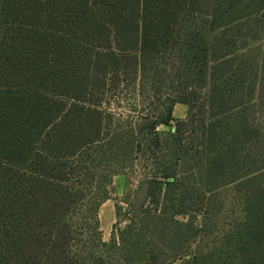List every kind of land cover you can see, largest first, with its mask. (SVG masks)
Listing matches in <instances>:
<instances>
[{
	"label": "trees",
	"instance_id": "16d2710c",
	"mask_svg": "<svg viewBox=\"0 0 264 264\" xmlns=\"http://www.w3.org/2000/svg\"><path fill=\"white\" fill-rule=\"evenodd\" d=\"M0 264H264V0H0Z\"/></svg>",
	"mask_w": 264,
	"mask_h": 264
},
{
	"label": "rangeland",
	"instance_id": "374dc122",
	"mask_svg": "<svg viewBox=\"0 0 264 264\" xmlns=\"http://www.w3.org/2000/svg\"><path fill=\"white\" fill-rule=\"evenodd\" d=\"M123 108H126V105H123ZM188 113V107L185 104H178L175 106L174 109V118L175 121H181L185 120L187 117ZM160 132L163 133H168L171 131L170 127L167 126H160L158 128ZM137 178V177H136ZM133 177L131 180H128L125 176L123 175H117L113 178L112 181V189H111V194H110V199H108L100 208L98 218H99V228H100V234L101 238L104 242H109L112 233L115 230L114 227L117 224V215H116V205L119 203L121 206V222H125L126 216L128 214L127 211V205L122 203V198L124 197L126 191L128 189L136 190L138 186V179ZM155 189V188H154ZM158 194L156 195L159 196L162 194L161 191H163V188L156 189ZM134 196V195H133ZM133 198V197H132ZM221 198L225 200V208H224V215L223 218L227 217L228 223L229 221L234 220L235 218H238V211L235 207L234 203V195L233 192L231 191H226L221 195ZM142 199V198H141ZM144 202L147 204L149 201L147 198H144ZM181 220H194V217H182L180 218ZM200 221V217H196V222ZM230 224V223H229ZM124 223H122L118 229L123 226Z\"/></svg>",
	"mask_w": 264,
	"mask_h": 264
}]
</instances>
